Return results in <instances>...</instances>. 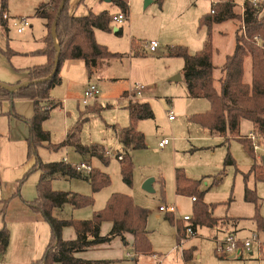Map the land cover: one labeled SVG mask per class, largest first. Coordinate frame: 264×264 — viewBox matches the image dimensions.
Instances as JSON below:
<instances>
[{"label":"rangeland","instance_id":"obj_1","mask_svg":"<svg viewBox=\"0 0 264 264\" xmlns=\"http://www.w3.org/2000/svg\"><path fill=\"white\" fill-rule=\"evenodd\" d=\"M42 1L47 0H8L10 11L31 16L33 26L25 33L19 34L11 25L9 35L4 34L7 42L2 45L1 54L6 64L4 69H0V82L6 84L26 82L29 75L28 67L40 63L38 62L40 60L45 61L38 50L43 46L47 29L44 19L33 13L35 6ZM214 1L217 0H164L160 7L153 0L149 4H146V0H129V13H125L127 18L123 23L111 21V31L96 30L97 41L118 56L101 60L104 62L96 69L99 72L91 74L90 83L83 60H78V63H81L80 67H76L77 64H69L76 63V60L64 61L61 72L64 83L53 88L49 100L43 101L45 105H52L54 103L52 100L62 102V106L51 110L50 117L44 123L45 129L51 133L52 144H59L65 139L67 131L81 120V111L86 112V106L101 108L100 112H89L85 115L88 119L83 122L80 137L85 144L104 145L106 155L107 151L111 154L107 155L110 158L105 164L95 157L91 161L88 159L81 161L86 156L76 153L71 147L53 150L45 144L38 148V154L44 162L59 161L66 156L71 162L81 161L92 168H98L111 179L108 186L95 193L90 182L84 178L54 179L52 181L54 190L75 192L92 196L94 199L92 205L83 208L74 209L67 204L58 215L75 220L92 219L95 212L107 206L115 193L130 196L136 204L149 211V236L156 253L135 255L131 240L123 245L121 240L113 239L90 249L85 256L95 258L108 256L110 264H264L262 258L264 251L261 254L256 244L253 246V253H244L243 258L222 257L216 251L217 238L223 239L227 232L236 231L235 233L244 238L252 232H259L264 239V231L257 228L254 219L257 211L264 218V181L255 180L254 174H249L254 158L240 140L231 137L225 141L224 136L212 135L209 128L193 120L196 114L207 112L211 103L206 98H192L188 95L183 72L184 60L168 55L170 47H187L191 53L203 47L207 28L200 27V18L211 12ZM244 2L245 0H235L236 13H242ZM70 4H78L77 14L90 10L95 13L108 10L113 16L121 12L115 2L106 0H70ZM115 27L122 28V33L117 34ZM239 27L238 19H229L213 25V63L215 85L218 89L221 87L220 79L223 76L221 66L226 57L234 52ZM151 41L160 44L156 52H151L145 47ZM9 49L12 50L10 58L6 54ZM105 60L108 61L107 65H104ZM251 60L249 57L245 61L246 82L252 81ZM179 74L180 80L173 79ZM93 83L98 86V97L84 103L85 91ZM137 85H143L144 89L140 97L137 96L135 99L149 102L155 116L140 120L137 124V128L145 135L146 147L132 150L134 164L132 184H127L122 176L121 162L117 157L121 150L117 130L131 123L127 106L129 101L134 99H128V95ZM10 107L9 101L0 100V154L10 153V148L3 141L10 129ZM170 113L174 114V120L169 119ZM242 122L241 135L249 136L253 124L248 119H243ZM256 137L258 138L257 135ZM163 139H169L170 143L161 148L159 143ZM258 143L264 146V140L258 138ZM229 151L236 165L228 166L223 173L224 160ZM12 152L17 159L20 152L18 147H14ZM27 156L25 165H29L28 173L35 165L36 156ZM255 156L263 165L264 152L255 151ZM177 168L184 169L193 179H202L201 190L205 191V202L215 205L214 213L217 217L230 220L226 225L199 226L196 235H187L183 246H179L180 242L176 239L177 226L168 216H173L182 225H188L184 217L193 218L194 202L191 196L177 194L175 182ZM219 177L220 179L214 182L215 178ZM39 178L40 172L33 170L26 180H21L24 182L22 190L26 195L27 189L37 194L36 185ZM149 178L155 179L154 192L143 188ZM21 181L17 184L14 181L13 184L1 181L0 184L3 189L5 187L11 189L22 184ZM247 187L255 189L257 203L246 200ZM161 206L174 207L175 211H161ZM1 207L0 202V209ZM107 222L104 223L108 225L110 222ZM108 231V227L104 226V234ZM242 237L240 239H244ZM187 249H193V258L190 261L184 258L183 253ZM128 253L131 255L128 256Z\"/></svg>","mask_w":264,"mask_h":264},{"label":"trees","instance_id":"obj_2","mask_svg":"<svg viewBox=\"0 0 264 264\" xmlns=\"http://www.w3.org/2000/svg\"><path fill=\"white\" fill-rule=\"evenodd\" d=\"M153 1L160 7L164 2V0ZM61 2L62 0L41 2L36 10V14L46 20L47 34L44 37L46 45L42 52L47 56V62L29 68L31 81L29 84H0L1 101L15 99L34 101V115L27 119L30 125L28 155L36 156V163L31 171H39L40 178L36 185V197L29 203L49 223L51 235L43 256L33 260L31 264H108L107 260H87L77 257L76 254L111 242L117 237L125 240L127 233L133 236L132 248L136 254H152L154 252L148 228L149 211L136 204L130 196L121 193L113 194L107 206L95 212L92 219L75 220L58 215V212L67 204L74 209L83 208L92 205L94 199L92 196L75 192L54 190L52 187L54 179L84 178L90 182L93 193L108 186L111 179L107 173L98 168H92L90 172L84 173L78 171L76 165L65 160L44 162L38 154V148L45 144L53 150L71 147L81 155L87 156L89 161L95 157L105 164L109 162L110 157L106 155L104 145L85 144L80 137L83 122L88 119L85 115L89 112H100L101 108H93V105L86 106V112L81 111V120L67 132L65 139L59 144H52L51 133L45 129L44 123L58 103L45 105L43 101L49 100L51 90L62 83L61 67L64 61L84 60L88 73L92 74L99 61L118 56L101 45L95 36L96 29L112 30V16L108 10L99 13L91 11L85 16H75L70 13V0H67L63 11L57 17ZM112 2L119 6L121 12L129 13V0H112ZM7 4L8 0H2L1 18L7 9ZM212 4L214 12L211 10L210 13L200 18V27L207 28L203 47L195 53H191L187 47H170L168 55L181 57L184 60L183 72L188 95L192 98H206L211 103L207 112L196 114L193 120L209 128L212 135L224 136L225 141L231 137L240 140L254 158L249 174L253 173L255 180L264 181V160H262V165L256 158L253 140L249 136L241 135V122L243 119H248L253 124L252 132L260 140H264V5L262 2L254 4L245 0L242 13L238 14L234 11L235 0H217ZM229 19L240 20V27L236 32L234 52L226 57L221 66L223 76L220 79L221 87L218 89L214 75L212 28L214 24ZM116 33H122V28H119ZM54 34L57 36L58 46ZM58 51H60V57L58 66L55 67ZM6 54H10V51ZM249 57L252 59L253 76L251 82H246L244 80L245 61ZM8 85L11 88H7ZM127 109L131 123L117 130L121 144L117 157L121 162L124 181L132 184L134 170L132 150L146 147L145 135L137 128V124L140 120L154 118L155 114L150 103L140 99L130 100ZM235 165L236 161L229 151L224 160L223 173L226 172L228 166ZM31 171L25 174L23 181ZM217 179L220 177L215 178L214 182ZM201 183L202 179H193L186 174L184 169L177 168V194L196 198L193 200L194 216L190 224L196 231L199 226L226 225L230 220L215 217V205L205 202V191L201 190ZM257 199L255 189L247 187L246 200L257 203ZM7 207L8 201L5 200L0 209V216L5 214ZM168 218L177 226L176 239L179 242L180 237H186L188 225H182L173 216H168ZM254 219L257 228L264 231V218L259 215L258 211ZM107 221L112 223V228L109 233L103 234L102 225ZM67 227L75 230V238H64L63 233ZM9 242L10 230L4 226L0 229V247L6 249ZM183 254L185 260L190 261L193 258V249L184 250ZM262 258H264V252Z\"/></svg>","mask_w":264,"mask_h":264},{"label":"crops","instance_id":"obj_3","mask_svg":"<svg viewBox=\"0 0 264 264\" xmlns=\"http://www.w3.org/2000/svg\"><path fill=\"white\" fill-rule=\"evenodd\" d=\"M47 1H49V0H47ZM47 1H42V2H47ZM261 2H262V0H261ZM1 3H2V0H0V13H1ZM40 3L41 2H39L38 5H36L34 8L33 13L36 16H38L36 14V10H37V7L39 6ZM262 3L264 4V2H262ZM77 8H78V4H76V5L70 4V13L72 15H75V16H85L91 12V10H90L89 12H86V13L77 14ZM11 11H10L9 5L7 4V9H6L5 13H8L11 17L25 16V14H17V13L14 14ZM102 11H104V10H102ZM263 15H264V12H263ZM27 17L31 18V16H28V15H27ZM44 21H45L44 24L46 26V20L44 19ZM11 25L13 26L11 20H4L0 16V69L5 68L4 66L6 63L4 61V57L1 54V49H2V45H4V43L7 42V40L5 41L4 34L7 36L9 35ZM32 26H33V24L31 21V27L30 28H32ZM46 29H47V27H46ZM27 30H28V28L22 33H19L17 30L16 31L19 34H23ZM96 30H98V29H96ZM96 30H95V36H96ZM55 42L58 45L57 37H56ZM204 43H205V41H204ZM45 45H46V43L44 42V38H43V46L38 50V52H40L41 56H43L45 58V61L42 62V60H40V61H38L40 63L35 64L34 66L42 65V64H45L47 62V56L42 52V49L45 47ZM145 47H146V45H145ZM7 51H10V54L7 55L9 57V55H11L12 50L9 49ZM136 53H137V51H136ZM74 60H76L77 62L73 61V60H69V62H76V63H69V64H77L76 67H80L81 63L80 62L78 63V60L79 61H81V60L80 59H74ZM66 61H68V60H66ZM101 62H104V61L98 62L97 66L93 69V73L97 72V71L99 72V70H96V69H98ZM63 64H65V63H63ZM107 64H108V61H106V64H104V65H107ZM86 67H87V65H86ZM29 68H31V67H28V70H29ZM62 68H63V65L61 67V72H62ZM87 71H88V69H87ZM28 74H29V71H28ZM91 76H92L91 74H89V76H88V78L90 79L89 83L92 81ZM29 80H30V76L28 75V78H26V81H29ZM22 83H25V82H22ZM63 83H64V77L62 76V83L61 84H63ZM4 101H9L11 103V107L9 110V113L11 114L10 129H9V132L6 135L5 139L3 140L4 143L6 145H8L7 147L10 148V153L8 152V154H2V153L0 154V175H1V181L2 182H8L10 184H13L12 181H14L17 184L19 181H21L23 179V177L25 176V174L28 171L27 169H29L28 168L29 165H27V166L25 165L26 164L25 159H26V156L28 155V138L30 135V125L27 122V119H30L34 115V101L29 100V99H15V100H3L1 102H4ZM55 101L52 100V102L58 103V105L56 107L62 106V102H60V101L55 102ZM242 123L243 122H241V126H242ZM252 130H253V125H252V129L250 131V134L253 133ZM250 134H249V136H250ZM14 147H18V149L20 150L17 159L14 158V155L12 152ZM76 153H78V152H76ZM65 158H66V162H70V163H79L81 161H86L88 159L86 156V157H84V160H81L79 162H71V161H69V159L66 156L63 157L62 160H64ZM175 182H176V178H175ZM23 184H24V182L22 184H19L18 186H14L11 189H7V187H5L3 189V186H1L2 184H0V202H1L2 206H3V202L5 200L8 201L7 210H6L5 214L1 217L2 220L0 221V229L3 228L4 226L8 227V225H9L8 228L10 230L9 245L7 246L6 249H3L2 247H0V256H1L0 257V264H31V262L33 260L39 259L43 256L45 249L48 245V242L50 240V233L51 232H50L49 223L46 221V219L43 217V215L41 213H39L38 211H36L34 206L29 203V201H32L36 197V193L35 192L32 193L29 189H27L28 193L26 195L24 193V191L22 190V189H24ZM22 191H23V194L21 193ZM36 191H37V189H36ZM1 197H3V198H1ZM214 216L217 217L215 215V213H214ZM218 218H220V217H218ZM231 219H234V218H231ZM107 223H109V222H107ZM104 226L108 227V230H109L108 233H109L111 228H112V223L110 222L108 225L106 223H103V225H102V233L103 234H104V232H103ZM218 231H219V229H218ZM235 232H234V234L240 239V237H242V236H240L238 233H235ZM63 236L65 239L75 238L76 237L75 230L71 227L65 228ZM242 238H244V237H242ZM115 239L121 240L123 245H126V243H129V240H131V242H133V236L131 234H128V233L125 234V240H123L120 237H117ZM104 244H106V243H104ZM100 245H103V244H100ZM100 245L91 247V248H89L83 252H79L76 254V256L83 258V259H87V260H107L108 264H110V258L108 256H100L101 258H95L93 256H85V253H87V251H89L92 248L98 247ZM153 252H154V250H153ZM154 253H156V252H154ZM128 254H130V253H128ZM130 255H128V256H130ZM135 255H138V254L135 253ZM140 255H142V254H140ZM102 257H104V258H102ZM57 264H59V263H57Z\"/></svg>","mask_w":264,"mask_h":264},{"label":"built area","instance_id":"obj_4","mask_svg":"<svg viewBox=\"0 0 264 264\" xmlns=\"http://www.w3.org/2000/svg\"><path fill=\"white\" fill-rule=\"evenodd\" d=\"M254 4H258L261 2V0H248ZM214 12V10H212ZM2 18L4 20H11L13 26L16 28V30L19 33L24 32L27 28L31 27V21L30 18L27 16H17V17H11L8 13H4L2 15ZM127 18V15L124 12H120L118 15H113L112 16V21L118 23H123ZM160 47V44L157 41H151L147 44L146 48H148L151 52H156L158 48ZM144 89L143 85H137L136 87L133 88L132 92L129 93L128 99H135L140 97L142 91ZM99 94V89L98 86L93 83L88 86V88L85 91L84 94V103H88L89 99L98 97ZM169 119L174 120L175 116L174 114L170 113L169 114ZM253 140L254 144V151H262L264 152V146H262L260 143H258V138L254 133H251L249 136ZM170 140L169 139H163L160 143L159 146L161 148L166 147L169 145ZM107 155L111 156L110 151H107ZM66 161V158L64 159ZM78 171L82 172H90L92 170V167L90 165H86L85 162H80L78 165H76ZM193 200L196 198L193 197ZM161 211H175L174 207H169V206H161L160 207ZM184 221L188 222V228H187V235L189 234L190 236L196 235V230L192 227L190 224L191 218L190 216H185ZM186 237H180L179 239V246H183L185 243ZM257 245L259 251L262 252L264 251V239L261 237L259 232H252L248 237L244 239H239L234 233L229 232L227 233L223 239H218L217 238V252L223 256V257H231L232 255H235L236 257L238 256H243L244 253H253V246ZM130 255V254H128Z\"/></svg>","mask_w":264,"mask_h":264},{"label":"water","instance_id":"obj_5","mask_svg":"<svg viewBox=\"0 0 264 264\" xmlns=\"http://www.w3.org/2000/svg\"><path fill=\"white\" fill-rule=\"evenodd\" d=\"M67 0H62L61 4H60V7H59V10H58V13H57V17L61 14V12L63 11L64 9V6H65V3H66ZM107 2H112V0H106ZM146 4H149L152 2V0H146ZM55 25H56V22H55ZM115 32L118 31V27H115L114 28ZM54 37H55V40H56V34H54ZM57 45V44H56ZM58 46V45H57ZM59 57H60V51H58L57 55H56V58H55V67L58 66V62H59ZM173 79L175 80H180L181 79V75H177L176 77H174ZM2 82H0L1 84ZM31 83V81H26L24 84H29ZM4 84V83H3ZM5 85V84H4ZM7 88H11L10 86H6ZM264 160V159H263ZM155 182V179L154 178H149L145 181L144 185H143V188L147 191H150V192H154V188H153V183ZM252 254V253H251ZM236 256L235 255H232L230 258H235ZM240 257V256H238Z\"/></svg>","mask_w":264,"mask_h":264}]
</instances>
